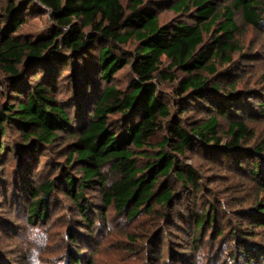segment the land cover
I'll return each mask as SVG.
<instances>
[{
	"label": "rangeland",
	"instance_id": "1",
	"mask_svg": "<svg viewBox=\"0 0 264 264\" xmlns=\"http://www.w3.org/2000/svg\"><path fill=\"white\" fill-rule=\"evenodd\" d=\"M174 1L141 0V5L155 12L160 24H192L195 7L178 12L171 9ZM213 1L218 9L229 4V0ZM122 3L128 11L132 2L122 0ZM24 19L27 23L17 34H27L31 39L48 34L50 18L45 9ZM234 21L238 26L234 39L239 49L229 55L230 61L215 60L214 73L204 71L202 75L211 86L218 84V90L236 94L231 99L242 107L241 110L231 107V119L218 116L219 144L229 140L228 122L234 115L252 130L241 142L238 159L232 158L233 150L215 147L211 141L204 146L194 144L181 154L174 153L181 170L194 172L196 182H181L173 172L166 179L160 177L155 190L162 183L167 184L173 193L172 200L165 204L152 201L149 211L143 205L129 219L126 211L117 212L112 204L105 205L102 189L119 179L118 173L106 165L101 170L106 179L104 187L97 181L84 187L82 206H79L65 191L63 172L75 179L82 175L77 158L68 161L67 157L79 135L77 125L86 119L88 112L77 108L82 100L80 92L74 89L76 81L69 76L70 70L63 67L53 94L73 126L58 132L49 145L39 144L38 149L29 146V141L22 139L15 127H7L6 137L1 138L5 150L0 152V264H73L75 257L80 260L78 264H264V228L256 223V218H264V213L259 214L255 208L261 203L264 210V149H256V146L264 148V116L258 114L259 109H264V20L254 27L244 23L236 12ZM217 28L214 25L206 35L208 43L218 34ZM132 46V42L122 44L118 52ZM168 72L173 76L183 75L174 69ZM21 75L27 76L25 72ZM6 76L0 70V90L5 101H9ZM38 78L35 75L29 81L33 84ZM130 78L125 65L117 71L112 84L127 90ZM176 84L171 79H161L157 84V93L168 106L169 115L162 119L163 129L147 139L149 146L136 151L137 167L157 156L161 149L157 143L167 134V125L178 123L191 131L213 113L209 95L223 97L221 91L215 93L209 89L208 96L200 100H189L185 95L178 98ZM105 85L102 83L99 88ZM95 95L96 92L93 98ZM108 118L113 130H118L120 115L111 113ZM163 150L172 151L170 145ZM257 163L261 166L260 174L254 175L250 169ZM47 180L52 181V190L36 197L43 201L46 216L31 224L27 219L32 199L30 189ZM82 207L86 209L87 221L81 216ZM201 214H209V219L196 228V216Z\"/></svg>",
	"mask_w": 264,
	"mask_h": 264
},
{
	"label": "trees",
	"instance_id": "2",
	"mask_svg": "<svg viewBox=\"0 0 264 264\" xmlns=\"http://www.w3.org/2000/svg\"><path fill=\"white\" fill-rule=\"evenodd\" d=\"M131 2L126 11L122 0H0V70L8 74L9 101L14 100L5 101L0 90V152L5 150L1 138L6 137L7 127H15L22 139L29 141V146L38 149L39 144L49 145L58 132L73 126L53 94L59 71L65 67L76 81L74 89L80 92L82 100L77 108L88 112L86 119L77 125L79 135L67 157L68 161L77 158L82 175L75 179L63 172L65 191L82 206L83 188L90 187L94 181L104 187L106 179L101 170L108 165L118 173L119 179L107 188L105 185L103 200L117 212L126 211V219L143 205L149 211L152 201L165 204L172 200L173 193L167 184L162 183L155 190L160 177L166 179L173 172L181 182H196L194 172L181 170L174 153L181 154L194 144L204 146L211 141L215 147L233 150L232 158L238 159L241 142L252 130L234 115L228 122L229 140L219 144L218 116L231 119V107L240 110L242 107L231 99L236 94L218 90L216 83L211 86L202 72L214 73L215 60L230 61L229 55L239 49L234 39L238 29L234 21L236 12L244 23L254 27L264 20V0H229L222 9L213 0H175L171 4L175 11L195 7L192 24H160L158 15L141 5V0ZM41 9L50 18L48 34L37 39L17 34L27 23L24 17ZM214 25H218V34L208 43L205 37ZM129 42L133 45L130 50L118 52L120 45ZM71 63L74 65L70 66ZM125 65L131 78L127 90H120L112 84V79ZM172 69L183 75H171L168 71ZM35 75L39 78L32 84L29 78ZM161 79L177 81L178 98L185 95L189 100H200L208 96L209 89L215 93L221 91L223 97L209 95L213 113L191 131L178 123L167 125V134L157 143L161 148L157 156L137 167L136 151L149 146L147 139L163 129L162 119L169 115L168 106L157 93ZM102 83L106 85L101 89ZM111 113L120 115L118 130H113V123L109 122ZM258 114L264 116V109H259ZM170 141L173 143L169 144ZM168 145L172 149L169 153L163 150ZM256 149L264 148L256 146ZM252 165L251 173L260 174L261 166ZM52 186V181L47 180L30 189L29 223L44 220L43 201L36 197L40 193L48 194ZM255 208L259 214L264 213L261 203ZM81 211L83 220L87 221L86 209L82 207ZM208 215L196 216L195 227L201 228ZM256 223L264 228L262 216L256 218ZM79 261L75 257L72 262Z\"/></svg>",
	"mask_w": 264,
	"mask_h": 264
}]
</instances>
